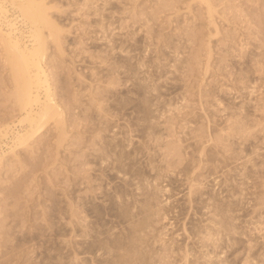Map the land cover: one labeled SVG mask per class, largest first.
<instances>
[{
	"label": "rangeland",
	"instance_id": "rangeland-1",
	"mask_svg": "<svg viewBox=\"0 0 264 264\" xmlns=\"http://www.w3.org/2000/svg\"><path fill=\"white\" fill-rule=\"evenodd\" d=\"M43 1L61 116L0 141V264H264V0Z\"/></svg>",
	"mask_w": 264,
	"mask_h": 264
},
{
	"label": "bare ground",
	"instance_id": "bare-ground-1",
	"mask_svg": "<svg viewBox=\"0 0 264 264\" xmlns=\"http://www.w3.org/2000/svg\"><path fill=\"white\" fill-rule=\"evenodd\" d=\"M7 1L17 11L16 15L8 14V8L5 5ZM50 18L43 0H0V40L6 59L13 67L18 83L17 93L20 105L25 112L16 124L12 123L15 126L19 125V128H12L8 123L0 127V141L10 135L7 151L25 143L30 132L43 128L49 120L56 122L61 116V109L54 100L48 72L44 68L45 64L42 63L44 59L43 28L47 27L50 30L53 28ZM18 21L27 26L28 34L26 35L29 43L20 41L17 35Z\"/></svg>",
	"mask_w": 264,
	"mask_h": 264
}]
</instances>
